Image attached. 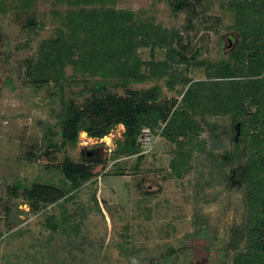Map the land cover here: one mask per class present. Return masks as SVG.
Masks as SVG:
<instances>
[{
	"label": "rangeland",
	"instance_id": "rangeland-1",
	"mask_svg": "<svg viewBox=\"0 0 264 264\" xmlns=\"http://www.w3.org/2000/svg\"><path fill=\"white\" fill-rule=\"evenodd\" d=\"M229 1L187 0L190 6L179 10L171 0H114L109 6L130 9L143 22L177 31L197 60L218 62L228 59L244 23L264 25L260 6L259 13L246 9L235 26ZM23 5L28 8L18 20L16 12L0 13V45L5 44L0 51V264H232L234 230L245 223L247 209L242 187L228 178L236 164L223 163L221 156L233 150L235 136L229 119L222 116H195L206 149L193 150L180 176L169 165L174 144L156 133L148 144H141L140 156L114 158L116 142L123 140L122 125L102 138L80 132L77 143L66 146V155L86 161L94 153L106 161L97 167L102 173L68 200L37 211L29 208L21 186H67L59 166L47 161L43 152L48 138L62 140L57 118L61 101L82 104L90 96L86 84L91 78L70 65L60 81L40 84L27 73L26 60H35L42 40L57 37L62 17L75 6L71 0H0L7 10ZM138 55L144 61L162 60L165 50L149 45L140 47ZM175 68L195 80L205 78V66ZM140 70L146 73L147 67ZM114 82L108 80L109 90L125 95ZM152 86L159 87L160 99H180L184 88L180 83L169 88L166 77L131 82L127 88ZM206 122L217 126L221 138L214 148ZM16 183L20 188L14 193ZM50 214L58 221L56 230L46 224Z\"/></svg>",
	"mask_w": 264,
	"mask_h": 264
},
{
	"label": "trees",
	"instance_id": "trees-1",
	"mask_svg": "<svg viewBox=\"0 0 264 264\" xmlns=\"http://www.w3.org/2000/svg\"><path fill=\"white\" fill-rule=\"evenodd\" d=\"M113 1L71 0L75 7L65 12L57 37L42 40L35 60H26L27 73L40 84L62 80L67 65L91 80L86 84L90 96L82 104L72 99L61 101L57 118L62 140L55 143L48 138L43 152L47 161L59 166L67 186L32 182L21 186L23 198L33 211L70 199L84 183L102 173L97 167L106 161L94 153L89 160L74 161L66 155V146L75 145L82 131L91 138H102L118 124L123 126V140L116 142L114 158L140 156L142 145L138 138L143 128H149L174 144L169 165L180 176L193 150L206 149L198 137L203 127L195 116H222L229 119L235 136H231L233 150L221 156L223 163L236 164L228 178L242 187L247 209L245 223L234 230L232 264H264V25L244 23L240 40L228 59L205 62L189 53L188 44L183 43L177 31L143 22L130 9L109 6ZM171 4L174 10L190 6L187 0H171ZM263 5L264 0H230L229 6L235 9L234 25L241 22L239 17L246 14V9L259 13L262 6L260 14L264 17ZM0 11L7 9L0 7ZM29 24L35 25L32 19ZM149 45L163 48L165 58L142 60L138 49ZM176 65L205 66V78L195 80L177 70ZM141 66L147 67L146 73ZM164 77L169 88L182 84L180 99H160L158 86L127 88L131 82ZM109 79H114L113 85L123 88L125 95L112 93L107 86ZM206 126L211 134L210 147L220 145L217 126L208 122ZM19 188L16 183L11 189L15 193ZM46 224L52 230L59 227L51 214Z\"/></svg>",
	"mask_w": 264,
	"mask_h": 264
},
{
	"label": "built area",
	"instance_id": "built-area-1",
	"mask_svg": "<svg viewBox=\"0 0 264 264\" xmlns=\"http://www.w3.org/2000/svg\"><path fill=\"white\" fill-rule=\"evenodd\" d=\"M151 138H152V133H151L150 129L149 128H143L140 135H139L138 141L141 144H148Z\"/></svg>",
	"mask_w": 264,
	"mask_h": 264
},
{
	"label": "flooded vegetation",
	"instance_id": "flooded-vegetation-1",
	"mask_svg": "<svg viewBox=\"0 0 264 264\" xmlns=\"http://www.w3.org/2000/svg\"><path fill=\"white\" fill-rule=\"evenodd\" d=\"M7 11L16 12V17H17L16 19L18 20L19 19V15H21V12H23V8L19 9V7H17V10H15L13 7H11L10 10H7ZM7 11H5V12L0 11V13H4L5 14ZM21 26H23V24ZM0 38H1V29H0ZM4 47H5V44L2 43L0 45V48H1L0 51H3ZM16 47L18 48L19 44H17Z\"/></svg>",
	"mask_w": 264,
	"mask_h": 264
},
{
	"label": "bare ground",
	"instance_id": "bare-ground-1",
	"mask_svg": "<svg viewBox=\"0 0 264 264\" xmlns=\"http://www.w3.org/2000/svg\"><path fill=\"white\" fill-rule=\"evenodd\" d=\"M81 133H83V135H85L86 133L83 131V132H81ZM108 139V138H107Z\"/></svg>",
	"mask_w": 264,
	"mask_h": 264
},
{
	"label": "water",
	"instance_id": "water-1",
	"mask_svg": "<svg viewBox=\"0 0 264 264\" xmlns=\"http://www.w3.org/2000/svg\"><path fill=\"white\" fill-rule=\"evenodd\" d=\"M83 132V131H82ZM105 137V136H104ZM90 153H88V155H89Z\"/></svg>",
	"mask_w": 264,
	"mask_h": 264
}]
</instances>
